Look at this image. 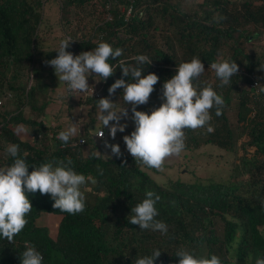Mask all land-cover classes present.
I'll return each instance as SVG.
<instances>
[{"label":"trees","instance_id":"1","mask_svg":"<svg viewBox=\"0 0 264 264\" xmlns=\"http://www.w3.org/2000/svg\"><path fill=\"white\" fill-rule=\"evenodd\" d=\"M47 1L0 0V93L12 92L0 111V264H264V54L255 53L264 38V0H201L189 11L182 10L186 0H114L109 9L107 0H54L64 43L43 50ZM129 3L126 15L121 6ZM88 6L100 16L89 30L63 28ZM70 53L86 81L97 75L100 96L37 91L34 69L49 64L52 75L54 62ZM209 66L221 68L214 84L195 75ZM192 84L209 101L199 112L189 103ZM232 90L238 97L226 108ZM115 94L137 95L135 108L151 122L171 117L164 136L173 142L184 134L178 147L214 146L201 154L198 171L218 170L223 159L226 176L182 171L184 153L175 178L155 179L150 172L172 166L152 160L150 147L141 156L114 146V117L104 109L118 105ZM50 98L58 100L55 125L23 115V107L43 115ZM175 100L181 106L170 108ZM176 111L190 122L183 126ZM17 123L29 127V140L14 132ZM98 127L102 138L94 135ZM79 138L84 142L71 144ZM105 143L109 149L100 150ZM43 214L57 216L55 229L36 223Z\"/></svg>","mask_w":264,"mask_h":264},{"label":"rangeland","instance_id":"2","mask_svg":"<svg viewBox=\"0 0 264 264\" xmlns=\"http://www.w3.org/2000/svg\"><path fill=\"white\" fill-rule=\"evenodd\" d=\"M201 0H186L184 4L182 5V10L183 11H189L192 8H198V3ZM45 12H44V24L43 26V32H42V37H43V50L47 49H54L60 44H63V35H62V30L61 26L58 24V6L57 2L54 0H49L45 4ZM91 8L88 6L81 10L78 13L79 19H75L76 17H73L74 14H72L71 17V22L67 23L64 22L63 28L70 31L74 26L77 24H83L86 28V30H89V27L91 26L90 24L93 23L94 21L99 20L98 13L97 11H91ZM76 24V25H75ZM153 33L155 35L154 40L158 41V43H161V40L158 39L159 32L158 30H151L150 34ZM157 34V35H156ZM264 36V35H263ZM164 45V43L162 42ZM262 50V52H260ZM263 53L264 54V38L263 40L260 41V48H257L255 50V53ZM94 60L97 59L98 54L95 53L94 55ZM54 71L53 74L50 75L49 69L50 66L49 64L44 65V67L41 70H36L34 69V80L33 83H38L37 87L39 88L37 91L40 92L42 91L45 94V91L48 89V95L49 96H57L60 94H67L64 89V85L62 83V77L64 74H66L68 71L73 70L74 67L77 65V60L75 58V55L73 54H67V55H62L59 57L57 61L54 62ZM25 72V71H23ZM22 72V74H24ZM221 68L218 66H209V67H203V68H197L195 71V75L197 78L201 79L205 83L208 84H214L217 82L219 78H221L220 75ZM12 72H8V78L11 77ZM97 75H95L90 81L92 84L97 81ZM11 79V78H10ZM26 78L24 76H19L17 78V81L20 82V84L25 83ZM239 82V81H238ZM240 82L243 83V80H240ZM4 86V85H3ZM212 86V85H211ZM5 87V86H4ZM3 87V88H4ZM181 89L186 90L185 85L181 87ZM189 103L192 104L194 107H196V110L199 112L200 110L203 109L204 105H208L209 101H207V98L203 96L202 98H198L196 96V88L195 85L192 84L189 86ZM6 90H2L0 93V111L4 110L6 108V101L9 102V100H6L3 96L5 94ZM69 95V94H68ZM72 98H77L78 95H69ZM231 103L229 107L234 106V101L238 97V91L237 90H232L231 94ZM51 99V98H50ZM112 101L115 103H118V105L114 106H108L104 109V112L106 115L109 116V118L113 115V125L111 127L108 126V131L111 134L113 141L118 148L124 147V151L126 154L130 155H140L145 152V149L147 147H150V151L147 152V155H151L152 160H155L156 162H163L165 161L167 164L171 165L172 168H163L164 172L163 174H155L154 172H150L152 176H154L155 179L161 180V179H167L168 177L175 178L178 174V157L182 158L184 153H185V159L184 163H180V167L182 171H184L186 168L192 169L194 171V175H201V177H206V176H211V178L217 179L219 177H225L226 176V171L227 169L225 165L223 164V159H220L217 164L220 167V169H211L210 167H206L205 171H198L200 167L197 166V163L203 156L201 155L202 153L205 152L206 149L212 150L214 146H211L210 144L207 145H202V148H196V149H188L185 147H178L180 145V142L182 144H186L187 140L186 138L184 139V136L182 135L181 137H178L171 142V144L167 141V139H164V134H169V126L171 123V117H166L164 119L165 122H163L162 119H152V122L149 121L147 117H145V114L143 111L136 109L135 107L139 106V102L137 95L135 94H127L124 96H121L120 94H115L111 97ZM15 100V99H14ZM52 100V99H51ZM179 102V101H178ZM177 100L173 102V104L170 105V108L175 107V106H181V103H178ZM122 104V105H121ZM127 105V106H125ZM15 105V102L12 104L8 105L7 109L13 108ZM58 107V100H52V103L49 104V106L46 108V111L50 112H56ZM27 108V107H26ZM65 108V107H64ZM102 108H100L101 110ZM227 112H229V109H226ZM102 111V110H101ZM101 111L98 113L100 115ZM179 111V110H178ZM174 112V117L179 120L185 122L183 126H185L186 122H190L187 112L182 111V112ZM33 112V111H32ZM64 112V110H63ZM63 112L61 116L63 117ZM172 114V118L173 117ZM44 119L48 120L50 118L51 114L43 113ZM48 115V116H47ZM52 116V115H51ZM99 120L101 119V116L98 118ZM196 119V118H193ZM193 123L195 121H192ZM153 124V136H149V130H148V124ZM74 124V123H73ZM193 124V127L197 126L195 129L200 130L203 128L205 125L202 123H197V125ZM175 129H180L183 131V128L181 125L177 124ZM198 132V131H196ZM168 135V136H169ZM122 144H124L122 146ZM166 145V146H165ZM109 149V144L107 145L106 143L100 147V150L104 151L105 148ZM199 149V150H198ZM204 150L203 152H201ZM224 169V170H223ZM41 174V171L38 172ZM183 175H186V173H183ZM57 179V177H56ZM64 179V178H63ZM62 179V180H63ZM52 180V178H51ZM68 184V186H73L72 180H65L63 181ZM57 216L55 215H45L43 214L41 217L37 218L36 223L38 225H47L51 230L55 229V226L58 222Z\"/></svg>","mask_w":264,"mask_h":264},{"label":"built area","instance_id":"3","mask_svg":"<svg viewBox=\"0 0 264 264\" xmlns=\"http://www.w3.org/2000/svg\"><path fill=\"white\" fill-rule=\"evenodd\" d=\"M114 0H107L106 3V8H110V3ZM130 2H133V0H128ZM121 9L125 11L126 15H129L132 10L133 6L131 3L128 5L121 6ZM107 18L110 19V14H107ZM106 18V19H107ZM69 38V36H67ZM257 81L254 80L251 84L252 92H256V85ZM63 85L65 92L69 95H78L82 96L83 98H90V97H98L100 96V89L101 87L98 85L97 81H95L94 84L91 82L86 81V74L83 70V68L77 63L76 67L73 68V70L68 71L66 74L63 76ZM254 88V90H253ZM5 99H11L12 98V92L11 91H6L4 96ZM1 102V100H0ZM149 130H152L153 126L150 124L148 125ZM105 134V131L103 128L98 127L94 130V135L97 137L102 138ZM152 135V133H150ZM49 137H55V138H60V135L58 133H54L52 131L48 132ZM38 137H40V134H38ZM84 142L83 138H79L78 140H74L71 142L72 145L76 144H81ZM67 145V143H60L59 147H64ZM0 176H2V169L0 168Z\"/></svg>","mask_w":264,"mask_h":264},{"label":"crops","instance_id":"4","mask_svg":"<svg viewBox=\"0 0 264 264\" xmlns=\"http://www.w3.org/2000/svg\"><path fill=\"white\" fill-rule=\"evenodd\" d=\"M58 108V107H57ZM48 114H51L53 113V111H46ZM45 112V113H46ZM23 115L25 117H30V118H36V119H42L44 123L46 124H50V125H55L56 124V120L54 118V116L50 115V118H48V120H45L44 119V115H41L39 113H36L35 111L32 112L31 110L27 109L26 107H23ZM48 116V115H47ZM67 125H70L71 127L69 128L71 132H74L75 130V127L73 126L74 124H67ZM14 132L22 139V140H29L30 139V129L29 127L26 125V124H22V123H17L15 125L12 126ZM164 139H167L165 136H164ZM167 141L171 144V140L169 141V139H167ZM166 146V145H165Z\"/></svg>","mask_w":264,"mask_h":264},{"label":"clouds","instance_id":"5","mask_svg":"<svg viewBox=\"0 0 264 264\" xmlns=\"http://www.w3.org/2000/svg\"><path fill=\"white\" fill-rule=\"evenodd\" d=\"M148 125H150V123L148 124ZM152 126H153V128H154V125L153 124H151ZM152 128V129H153ZM149 129V128H148ZM151 131V130H150ZM150 134V133H149ZM1 169H2V167H0ZM3 170V169H2ZM5 177H6V175H4L3 174V171H2V176H0V183H2V181H5Z\"/></svg>","mask_w":264,"mask_h":264}]
</instances>
